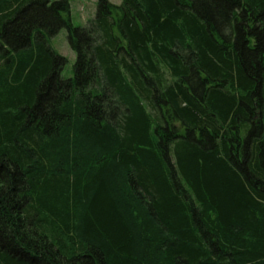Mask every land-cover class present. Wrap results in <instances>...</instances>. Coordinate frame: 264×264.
<instances>
[{"label": "trees", "instance_id": "trees-1", "mask_svg": "<svg viewBox=\"0 0 264 264\" xmlns=\"http://www.w3.org/2000/svg\"><path fill=\"white\" fill-rule=\"evenodd\" d=\"M70 9L0 0V264H264V0Z\"/></svg>", "mask_w": 264, "mask_h": 264}, {"label": "rangeland", "instance_id": "rangeland-1", "mask_svg": "<svg viewBox=\"0 0 264 264\" xmlns=\"http://www.w3.org/2000/svg\"><path fill=\"white\" fill-rule=\"evenodd\" d=\"M113 3H120L122 0H110ZM98 0H69L71 9L70 16L74 25H85L90 19L95 17ZM50 45L54 50L66 56L67 62L63 69V76H74V64L76 53L71 48L68 41V31L63 28L59 33L49 38Z\"/></svg>", "mask_w": 264, "mask_h": 264}]
</instances>
